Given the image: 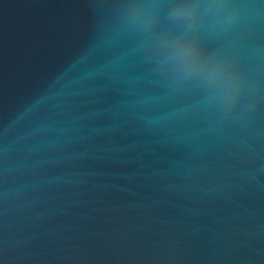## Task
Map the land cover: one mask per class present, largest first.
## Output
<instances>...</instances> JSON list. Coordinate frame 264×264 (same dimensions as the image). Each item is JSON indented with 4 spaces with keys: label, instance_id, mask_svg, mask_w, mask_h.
<instances>
[{
    "label": "water",
    "instance_id": "water-1",
    "mask_svg": "<svg viewBox=\"0 0 264 264\" xmlns=\"http://www.w3.org/2000/svg\"><path fill=\"white\" fill-rule=\"evenodd\" d=\"M123 2L0 0V264H264V0H237L259 90L227 113Z\"/></svg>",
    "mask_w": 264,
    "mask_h": 264
},
{
    "label": "clouds",
    "instance_id": "clouds-1",
    "mask_svg": "<svg viewBox=\"0 0 264 264\" xmlns=\"http://www.w3.org/2000/svg\"><path fill=\"white\" fill-rule=\"evenodd\" d=\"M243 10L237 0H124L122 19L159 72L227 113L259 90L227 39Z\"/></svg>",
    "mask_w": 264,
    "mask_h": 264
}]
</instances>
